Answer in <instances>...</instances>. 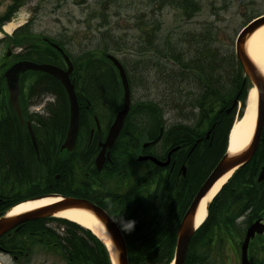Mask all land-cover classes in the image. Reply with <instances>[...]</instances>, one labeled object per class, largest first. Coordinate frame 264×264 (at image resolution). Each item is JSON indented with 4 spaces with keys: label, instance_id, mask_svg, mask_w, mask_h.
I'll list each match as a JSON object with an SVG mask.
<instances>
[{
    "label": "trees",
    "instance_id": "trees-1",
    "mask_svg": "<svg viewBox=\"0 0 264 264\" xmlns=\"http://www.w3.org/2000/svg\"><path fill=\"white\" fill-rule=\"evenodd\" d=\"M19 4L18 0L11 7L12 13ZM11 15L0 19V22ZM30 35L31 32L25 27L12 40L17 45H28L23 60L63 65L64 61L56 48L41 39H30ZM58 44L63 47L61 42ZM63 49L67 51L65 47ZM108 53V48L104 47L101 58L90 52L79 53L76 58H72L80 104L79 142L73 151H61L60 145L54 143V157L44 158L39 149L40 159L35 160L31 145L30 173L9 174L5 148L9 145L6 137H11L12 131L0 126V147H4L0 149V196L3 197L0 214H4L19 201L34 196L60 193L89 198L88 174L91 169L88 138L91 124L88 113L94 111L97 120L109 125L123 106L122 82L117 68L107 58ZM202 55L200 53L191 63L184 64L186 69L200 72L197 82L203 88L191 103L192 108L198 109L192 121L184 122L187 115L180 114L182 121L166 129L163 111L158 105L148 101L131 104L112 150L113 162L109 174L125 168L128 175L126 198L119 200L116 196L110 205L102 202L99 205L112 215L121 228L130 264H170L173 261L181 219L200 187L226 153L228 134L236 113L243 116L250 81L247 79L243 85L246 76L237 58L234 55L225 57L219 50L211 49L205 58ZM123 65L132 92L133 76L127 65ZM228 66L232 69L229 87L223 84L221 77H216V72L223 74ZM204 73L207 76L205 88L202 77ZM20 84L22 105L38 104L46 95H53L55 102L49 103L53 114L58 109L66 108L68 116L67 94L58 79L45 72L27 71ZM0 86L3 89L0 105L7 106L10 101L3 73L0 74ZM239 93L241 109L238 112L237 105L228 112ZM146 142L151 144L144 147ZM158 146L160 149L157 150ZM174 148L177 149L172 153V161L175 162L172 171H166L150 161H137V156L145 153L162 159ZM34 163L36 168L33 167ZM262 171L264 125L261 142L253 158L235 171L210 203L206 220L192 237L185 264H212L216 253L223 256L220 252L221 249L224 252L227 244L235 247L241 245L247 227L264 216V180L259 181ZM58 173L61 180L57 178ZM129 220H134L135 224L132 230L126 231L122 223ZM50 221H56V226L48 225ZM255 244L256 248L264 251V236L259 237ZM39 249L59 254L67 264H113L105 244L97 236L67 219L46 217L30 220L0 237V251L12 254L21 262H28L32 253ZM250 255L251 250V264H264V255Z\"/></svg>",
    "mask_w": 264,
    "mask_h": 264
},
{
    "label": "rangeland",
    "instance_id": "rangeland-1",
    "mask_svg": "<svg viewBox=\"0 0 264 264\" xmlns=\"http://www.w3.org/2000/svg\"><path fill=\"white\" fill-rule=\"evenodd\" d=\"M12 1L14 3L8 5ZM17 1L0 0V19L11 15V7ZM19 2L11 17L0 22L3 29L8 22L13 21L20 23L19 27L27 26L32 34L30 39L49 37L55 42L64 40L66 44L63 47L72 58L85 52L94 53L101 58L103 48L107 47L109 53L127 65L133 76L132 104L148 101L158 105L163 111V124L166 129L171 124L182 121L180 114L187 115L183 120L187 123L192 121L198 111L192 108L191 103L203 90L197 82L200 72L188 70L184 64L191 63L199 53L205 58L210 49L219 50L225 57L234 55L236 58V40L241 29L264 14V0ZM3 29L0 30V74L3 71L2 59L8 49L12 52L20 51V48H13L11 38L13 35L15 38L21 29L10 34ZM231 70L228 66L223 74L216 72V77H221L227 87L231 85ZM202 77L205 88L207 76L204 73ZM251 88L249 84L243 115L250 104ZM52 102H55L53 95H46L39 105L32 103L29 106L34 110H41ZM241 106L240 102L238 112ZM238 118L240 116L236 113L232 125ZM158 148L159 146L157 150ZM56 224V221L48 223L50 226ZM227 245L224 252L221 249L220 254L223 256L216 253L212 264H240V246L235 247L230 243ZM40 249L34 251L25 264H67L59 254ZM0 264L22 263L11 255L0 252Z\"/></svg>",
    "mask_w": 264,
    "mask_h": 264
},
{
    "label": "water",
    "instance_id": "water-1",
    "mask_svg": "<svg viewBox=\"0 0 264 264\" xmlns=\"http://www.w3.org/2000/svg\"><path fill=\"white\" fill-rule=\"evenodd\" d=\"M263 25H264V15L255 18L247 26H245L239 33L236 40V56L240 63L241 69L245 73L246 78L250 80L253 87H256L258 93L255 132L253 134L249 146L241 153L231 154L228 148L227 152L217 163L216 167L214 168L208 179L204 182V184L202 185V187L194 197L192 203L190 204L188 210L186 211L185 215L181 220L177 232V243H176L174 264L185 263L190 241L196 229L199 227L196 226V215L203 198L209 193L211 188L221 177H223L230 171H235L243 167L245 164H247L252 159V157L254 156V154L256 153L259 147L261 141V135H262L263 122H264V75L260 71V69L256 66V64L253 62L250 55L248 54L246 48V42L248 38L251 36V34L254 33L258 28H260ZM52 45L63 54L68 64L67 70H64L63 68L53 64L37 63L30 60H24V61L16 62L14 65L9 67L5 71L4 77L9 92V99L12 105L14 106L19 118L21 119H22V111L19 101V95H20L19 79L22 73H25L26 71H30V70L45 72L55 77L62 83L68 94V99L70 104L69 128H68L66 140L62 148L63 149L66 148L69 151H71L73 150L76 144L78 131H79V124H80V105L75 90V83L70 78V74L72 73L74 67L70 58L64 53L63 49L60 48L55 43H53ZM107 57L114 63V65L117 67L119 71V75L123 86L124 99H123V107L121 110L118 111L112 125L110 126L105 141L101 142L102 149L99 152L95 162L98 169H101L107 155H109V152L107 153V150H111L113 148L120 134V131L124 125L126 116L129 113L131 106V90H130V85L126 71L122 66L121 62L115 56L108 55ZM245 82L246 80L244 81V84ZM238 101H239V95L235 97L232 106L228 109V112H230L236 106ZM28 128L30 130L32 141L35 145L36 144L35 137L31 125L29 123H28ZM172 152L173 151L169 153L166 161L159 160L158 158L150 155L139 156L138 160L143 161L149 159L159 166H166L170 163ZM263 179H264V171L261 172L259 181H262ZM43 198H59V200L51 204H47L45 206H40L39 208L28 210L21 214L9 215V212L15 206L23 202L35 201ZM70 208H81L92 212L98 218V220L104 225L112 240L114 257L108 246L107 245L106 246L110 252L113 264H130L128 260V250H127L126 240L122 230L120 229L116 221L102 207L92 202L91 200L85 198L65 197L58 195H44V196L33 197L21 201L16 205L12 206L6 213L0 215V237L27 221L54 216L56 213ZM263 232H264V223L261 222V220H257L249 226L241 246V264H250L249 256H248V248L250 241L253 237H255L257 233L262 234Z\"/></svg>",
    "mask_w": 264,
    "mask_h": 264
},
{
    "label": "flooded vegetation",
    "instance_id": "flooded-vegetation-1",
    "mask_svg": "<svg viewBox=\"0 0 264 264\" xmlns=\"http://www.w3.org/2000/svg\"><path fill=\"white\" fill-rule=\"evenodd\" d=\"M14 1H12L8 5H12ZM6 11V12H5ZM4 12L7 13V10ZM9 11V10H8ZM263 15V14H262ZM62 44H66L64 40H58ZM42 42H45L48 45H51L53 42L49 37H43ZM13 48H20V51L12 52V50L8 49L6 52L3 61V74L12 65L16 62L23 60V55L28 51L27 44H20L17 45L12 41ZM61 58L64 61L63 65L61 66L63 69H68V65L65 61L64 56L61 54ZM5 59V60H4ZM73 60V59H72ZM74 65V62H73ZM75 69V65H74ZM25 73L20 75V80ZM71 80H76V76L74 71L70 74ZM1 87V86H0ZM25 90V89H24ZM3 93V89L0 88V95ZM21 111H22V119L19 118L14 106L12 103L8 104L7 106L0 105V126L8 127L12 131L11 137H6L8 139L9 145L5 148L7 150V164L9 170L7 172L9 174H29L31 171V158H32V147L35 153V160L40 159L39 157V149L44 155V158L54 157L52 156V146L53 144L60 145L61 151L62 145L65 142L68 127H69V109H68V116L66 113V108L58 109L55 111V115L53 114V109L49 105L45 106L40 110L31 109L29 105H22L20 104ZM69 108V106H68ZM90 110V108H88ZM90 112V111H89ZM55 117V119L51 120V118ZM89 116V123L91 124L90 134H89V144H90V173L88 174L90 187H89V199L94 201L95 203L99 204L100 202L110 205L113 200L118 196L119 200L125 199V192H126V183L128 179L127 171L125 168H121L118 172L114 174H109L110 169L112 167V152L110 155V159L106 158L103 166L101 169H98L95 164V159L98 153L101 150V142H103L106 138L107 131L105 132L104 129L101 128V125L106 128L107 122L99 121V125L96 122L95 127L92 126V120L96 119L97 116L92 113H88ZM68 118V120H67ZM114 119V118H113ZM23 120V121H22ZM113 121V120H112ZM28 123L31 125L34 136L36 138V147L32 141V137L30 134V130L28 128ZM112 123V122H111ZM110 123V125H111ZM109 125V126H110ZM96 127L99 129L96 132ZM109 128V127H108ZM2 138H0L1 141ZM5 139V138H3ZM79 142V134L77 138L76 147H78ZM157 146V145H156ZM75 147V148H76ZM0 149H4V147H0ZM38 153V155H37ZM149 153H145L147 155ZM168 154V153H167ZM167 155L162 158V160H166ZM33 167L36 168L35 163ZM175 167V162L172 161L171 163L164 167L166 171H172ZM158 171H155L157 175ZM57 175V174H56ZM57 178L61 180L60 174L58 173ZM60 194V193H54ZM63 195V194H61ZM3 197L0 196V202ZM257 219H261L264 223V216H261ZM263 234H256L253 237L249 244V251L251 250L252 257L264 255V251L262 249L256 248L257 239ZM250 255V256H251ZM250 258V257H249ZM251 262V260H250ZM220 264V263H219Z\"/></svg>",
    "mask_w": 264,
    "mask_h": 264
},
{
    "label": "bare ground",
    "instance_id": "bare-ground-1",
    "mask_svg": "<svg viewBox=\"0 0 264 264\" xmlns=\"http://www.w3.org/2000/svg\"><path fill=\"white\" fill-rule=\"evenodd\" d=\"M19 25L21 24L10 21L4 26V29L8 33H12ZM246 48L251 59L264 75V25L251 34L246 42ZM249 97L250 104L246 109L245 115L235 121L228 138V148L231 154H239L244 151L249 146L254 134L257 117L256 104L258 98L256 87L251 88ZM232 174L233 171H230L221 177L214 184L209 193L203 198L196 215V226H199L205 220L209 202L217 195ZM58 200L59 198H43L35 201L23 202L15 206L9 212V215L21 214L28 210L39 208L40 206H45ZM55 215L76 222L79 225L92 230L101 240L104 241L114 257L112 240L104 225L92 212L81 208H70L60 211Z\"/></svg>",
    "mask_w": 264,
    "mask_h": 264
},
{
    "label": "clouds",
    "instance_id": "clouds-1",
    "mask_svg": "<svg viewBox=\"0 0 264 264\" xmlns=\"http://www.w3.org/2000/svg\"><path fill=\"white\" fill-rule=\"evenodd\" d=\"M134 224H135V221L134 220H129L127 222L122 223V228L124 230H126V231H130V230L133 229Z\"/></svg>",
    "mask_w": 264,
    "mask_h": 264
}]
</instances>
